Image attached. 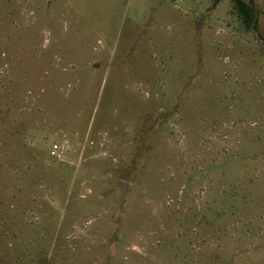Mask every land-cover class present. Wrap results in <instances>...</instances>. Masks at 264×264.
<instances>
[{"label": "rangeland", "instance_id": "374dc122", "mask_svg": "<svg viewBox=\"0 0 264 264\" xmlns=\"http://www.w3.org/2000/svg\"><path fill=\"white\" fill-rule=\"evenodd\" d=\"M240 1L0 0V264H264Z\"/></svg>", "mask_w": 264, "mask_h": 264}, {"label": "trees", "instance_id": "16d2710c", "mask_svg": "<svg viewBox=\"0 0 264 264\" xmlns=\"http://www.w3.org/2000/svg\"><path fill=\"white\" fill-rule=\"evenodd\" d=\"M236 5H237V9L240 13V15H242V19L243 22L247 25L250 24V22L253 20V12H252V7L245 4L243 1L240 0H234ZM256 21V19H255Z\"/></svg>", "mask_w": 264, "mask_h": 264}]
</instances>
